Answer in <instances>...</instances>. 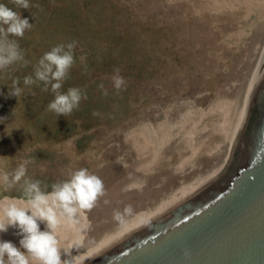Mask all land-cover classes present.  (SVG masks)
<instances>
[{"label":"rangeland","instance_id":"374dc122","mask_svg":"<svg viewBox=\"0 0 264 264\" xmlns=\"http://www.w3.org/2000/svg\"><path fill=\"white\" fill-rule=\"evenodd\" d=\"M216 1L29 0L30 9H17L12 0H0L33 24L15 38L28 63L0 72V174L28 160L27 178L39 180L42 190L51 191L79 168L104 181L106 195L82 217L83 245H71L80 224L60 230L61 246L71 256L116 235L141 213L156 212L184 185L206 179L226 161L231 134L220 128L229 110L224 99L242 103L264 43V19L248 15L244 3L230 9ZM71 41L77 42L76 63L61 91L77 87L87 99L71 115L57 117L47 109L54 99L50 88L43 91L41 82L25 87L23 78L33 75L45 52ZM116 68L126 82L119 92L112 81ZM17 78L23 88L18 98L8 94ZM142 159L147 165L140 168ZM22 183L0 185V199L20 198ZM132 184L141 187L124 190ZM129 205L132 214L123 223L115 220L114 210ZM18 231L9 227L0 241L19 248ZM61 258H68L63 250Z\"/></svg>","mask_w":264,"mask_h":264},{"label":"water","instance_id":"95a60500","mask_svg":"<svg viewBox=\"0 0 264 264\" xmlns=\"http://www.w3.org/2000/svg\"><path fill=\"white\" fill-rule=\"evenodd\" d=\"M84 264H264V72L226 169Z\"/></svg>","mask_w":264,"mask_h":264},{"label":"clouds","instance_id":"9594fccd","mask_svg":"<svg viewBox=\"0 0 264 264\" xmlns=\"http://www.w3.org/2000/svg\"><path fill=\"white\" fill-rule=\"evenodd\" d=\"M17 9H30L29 0H12ZM6 26V27H5ZM33 24L28 19H22L18 11L0 3V72L18 63L26 65L24 52L18 39L23 38ZM77 42L58 44L47 51L34 66L33 75L23 78L25 87L37 82L43 84V91L54 94V99L48 104V111L57 117H67L78 109L82 99H87V93L77 87H69L66 92L61 88L67 79L70 69L76 63L75 48ZM81 62L85 60L82 55ZM113 85L117 92L125 86V80L120 75V69H114ZM103 95L108 92L103 83L99 85ZM23 93L19 78L12 81L9 96L16 98ZM99 116V112H93ZM31 161H23L17 169L9 174H0V185L12 187L20 185L23 195L20 198L0 199V233L7 232L9 227L17 228L21 236L16 247L10 241H0V264H79L78 258L71 256V249L61 246L60 230L81 223L85 211L93 209L98 200L106 195L104 181L87 168H79L69 173L67 179L58 181L51 186V191L42 190L39 180L27 178V165ZM132 184L124 190L139 188ZM107 203V201H105ZM132 207L126 206L123 212L114 210V219L123 223L124 218L131 215ZM40 223L45 224V230H40ZM83 245V239L73 242L72 248ZM23 249V251L21 250ZM62 250L68 258H61ZM71 257V258H70Z\"/></svg>","mask_w":264,"mask_h":264},{"label":"bare ground","instance_id":"6f19581e","mask_svg":"<svg viewBox=\"0 0 264 264\" xmlns=\"http://www.w3.org/2000/svg\"><path fill=\"white\" fill-rule=\"evenodd\" d=\"M214 1V0H213ZM208 3V2H207ZM206 3V4H207ZM218 3H222L223 5H225L227 8L230 9H236L239 6H241V3H244L248 9V15L255 13L256 14V19L258 20H263L264 19V0H220V2L216 1V4ZM244 6V5H243ZM218 7V6H217ZM222 6H220L221 8ZM245 7V6H244ZM243 7V8H244ZM219 8V9H220ZM225 8V7H224ZM246 14V13H245ZM235 15V14H234ZM247 17V16H246ZM248 19V18H245ZM234 35L230 34V37H232ZM238 39V38H237ZM236 41V40H235ZM263 45H261L259 47V57L257 60L256 65L254 66L253 70L248 73L249 74V80H247L246 85L244 86L245 88V94L243 97V101L241 104H237V97H234V100H229V99H224L225 103L227 102V106L229 107V110H226L225 108H221L222 111L224 112L226 110V112H224V117H223V122L221 123L220 128L222 130H224L225 128H229V132L231 134V142H230V147H229V154L226 158V163L224 162V164L216 171H213V173L207 177L204 180H200L195 184H190V185H184V187H182L181 189H179V192L176 194L174 193L172 198H170L166 203H163L159 209L153 213H141L140 215H138L135 219H133L132 221L126 223L123 227V229L121 231H119L116 235L108 237L107 239L101 241L97 246H95L94 248L88 250L86 253L80 255L78 257L79 260V264H84L85 262H87L88 260H90L91 258L95 257L96 255H98L99 253L103 252L104 250H106L107 248L111 247L112 245L116 244L118 241H120L121 239H123L124 237H126L127 235H129L130 233L134 232L135 230L139 229L140 227H142L143 225H145L146 223H148L149 221H151L152 219H154L156 216L160 215L161 213L165 212L166 210H168L169 208H171L172 206H174L175 204H177L178 202H180L181 200H183L184 198H186L187 196H189L190 194L194 193L195 191H197L198 189H200L201 187H203L204 185H206L207 183H209L210 181H212L213 179H215L217 176H219L227 167V165L229 164L231 158H232V154L234 151V148L236 146V143L241 135V132L245 126L248 114H249V110L251 107V103L255 94V91L257 89V86L259 84V81L261 79V76L264 72V43H262ZM258 47V46H257ZM258 51V50H257ZM256 51V52H257ZM256 57V58H257ZM247 64V63H246ZM252 64V63H251ZM253 65V64H252ZM252 67V66H251ZM248 78V77H247ZM223 100V99H222ZM221 102H219L218 104H220ZM223 103V104H225ZM220 110V109H219ZM193 111V110H192ZM234 112V113H232ZM206 113V112H205ZM208 114V113H206ZM218 115V114H217ZM203 117V116H202ZM201 117V118H202ZM218 118V116H217ZM216 118V121H218V119ZM210 119V118H209ZM232 119V120H231ZM163 123V122H162ZM219 123V124H220ZM215 124V123H214ZM213 124V126L216 128V126ZM218 124V125H219ZM167 125V124H166ZM149 126V125H148ZM157 126V125H156ZM160 126V125H159ZM163 126V125H162ZM169 127V126H168ZM213 127V128H214ZM158 128V126H157ZM161 128V127H160ZM163 128V127H162ZM167 128V127H166ZM201 128V127H200ZM224 128V129H223ZM149 128L146 127L145 129L142 128V130H148ZM159 129V128H158ZM217 129V128H216ZM215 129V130H216ZM141 130V132H143ZM153 130V129H152ZM162 130V129H161ZM170 130V129H169ZM166 131V130H165ZM178 132V131H176ZM213 132V131H212ZM219 132V131H218ZM145 133V132H144ZM162 133V132H161ZM165 133V132H164ZM153 133L151 132L149 136H151ZM164 135V134H163ZM219 135V134H218ZM221 135V134H220ZM153 136L156 138V134H153ZM216 136V135H214ZM145 137V136H144ZM152 137V136H151ZM210 137V136H209ZM212 137V136H211ZM142 138V137H141ZM146 138V137H145ZM149 139V138H148ZM161 140V139H160ZM166 140V139H165ZM164 139L160 141L161 145L164 144L166 141ZM203 140V139H202ZM215 140V139H214ZM218 140V139H217ZM144 141V140H143ZM150 141V140H149ZM168 141V140H167ZM201 141V140H200ZM213 141V140H212ZM158 142V141H157ZM169 142V141H168ZM146 143V142H145ZM155 143V142H154ZM181 144L183 143L180 142ZM153 144V143H152ZM204 144V142H199V145L197 146L196 149L201 148V146ZM159 146V145H158ZM178 146V145H177ZM217 147V146H216ZM158 148V147H157ZM156 150V149H155ZM184 152V151H183ZM193 154V153H192ZM196 154V153H195ZM185 155V154H184ZM191 157V156H190ZM138 167H144L146 166V160L142 159L140 161H138L137 163ZM140 167V168H141ZM131 177V176H130ZM129 178V177H128ZM127 178V179H128ZM133 179V177H132ZM201 179V178H200ZM129 180V179H128ZM194 183V182H193ZM83 222H82V218H81V223L80 226L76 234V240L78 238H81L82 233H83ZM76 227V226H75ZM13 228V227H12ZM63 229V228H62ZM66 230V229H65ZM14 233V232H13ZM74 236V235H73ZM75 237V236H74ZM69 239V238H68ZM71 241V240H70ZM73 245V244H71ZM68 247V246H67ZM74 250V249H73Z\"/></svg>","mask_w":264,"mask_h":264}]
</instances>
